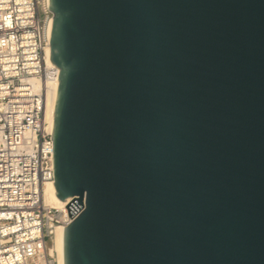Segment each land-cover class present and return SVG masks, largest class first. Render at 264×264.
<instances>
[{
  "label": "water",
  "instance_id": "1",
  "mask_svg": "<svg viewBox=\"0 0 264 264\" xmlns=\"http://www.w3.org/2000/svg\"><path fill=\"white\" fill-rule=\"evenodd\" d=\"M50 10L65 264H264V0Z\"/></svg>",
  "mask_w": 264,
  "mask_h": 264
},
{
  "label": "built area",
  "instance_id": "2",
  "mask_svg": "<svg viewBox=\"0 0 264 264\" xmlns=\"http://www.w3.org/2000/svg\"><path fill=\"white\" fill-rule=\"evenodd\" d=\"M53 19L50 0H0V264H59L56 231L73 222V200L59 209L44 199L55 183L45 119L60 77L47 56Z\"/></svg>",
  "mask_w": 264,
  "mask_h": 264
},
{
  "label": "bare ground",
  "instance_id": "3",
  "mask_svg": "<svg viewBox=\"0 0 264 264\" xmlns=\"http://www.w3.org/2000/svg\"><path fill=\"white\" fill-rule=\"evenodd\" d=\"M51 30V24H50ZM49 30V32H50ZM50 34V33H49ZM48 64L55 66L51 60L50 46L47 49ZM58 71H60L58 69ZM59 82L56 84H48V89L46 93V108H45V119L48 125L47 130L53 134L54 121H55V110L58 97ZM53 184L46 185L44 189V199L48 206L55 208H63L65 203H62L57 197V191ZM65 228H58L56 231V236L54 239V249L58 254L59 264H65Z\"/></svg>",
  "mask_w": 264,
  "mask_h": 264
},
{
  "label": "rangeland",
  "instance_id": "4",
  "mask_svg": "<svg viewBox=\"0 0 264 264\" xmlns=\"http://www.w3.org/2000/svg\"><path fill=\"white\" fill-rule=\"evenodd\" d=\"M57 253V252H56ZM58 255V254H57Z\"/></svg>",
  "mask_w": 264,
  "mask_h": 264
}]
</instances>
